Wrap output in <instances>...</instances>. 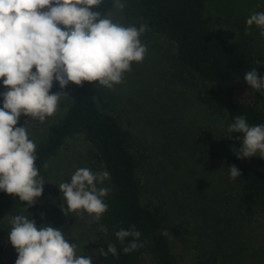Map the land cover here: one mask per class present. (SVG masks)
<instances>
[{
  "label": "rangeland",
  "instance_id": "374dc122",
  "mask_svg": "<svg viewBox=\"0 0 264 264\" xmlns=\"http://www.w3.org/2000/svg\"><path fill=\"white\" fill-rule=\"evenodd\" d=\"M206 11L215 30L234 34L237 29L231 23L246 21L253 12H264V0H206ZM107 14L125 26H140L127 21L124 12L114 7ZM251 27L256 41L264 44L260 29ZM141 41L148 49L145 59L133 62L123 82L113 89L98 86L101 94L97 103L130 133V149L139 160L142 204L161 214L176 264H196L211 254L220 260L223 257L228 264H264V214L246 220L235 210L234 199L229 201L225 196L235 192L237 178H230L212 158L211 144L224 133L225 116L207 108L196 85L199 80L175 64L174 49L162 36L146 28ZM72 85L62 90L53 85L52 92L64 94L55 119L66 110ZM249 91L244 85L236 95L240 98ZM26 120L28 117L22 115L18 126ZM25 127L36 144L47 128L34 127L30 118ZM90 153L83 134L67 138L40 171L45 180L43 193L27 209L38 224L61 227L66 238L80 243L78 254L91 238L87 231L90 217L86 213L65 215L59 184L70 181L81 167L97 172L89 162ZM17 214L27 212L21 208L6 216L3 226L7 231ZM9 258L13 262L17 258L12 246ZM146 264H153L150 257Z\"/></svg>",
  "mask_w": 264,
  "mask_h": 264
},
{
  "label": "clouds",
  "instance_id": "9594fccd",
  "mask_svg": "<svg viewBox=\"0 0 264 264\" xmlns=\"http://www.w3.org/2000/svg\"><path fill=\"white\" fill-rule=\"evenodd\" d=\"M105 0H0V192L23 202L27 214L14 215L10 220L7 241L14 248L15 264H92L88 255L78 254L82 248L65 236L61 227L38 224L27 211L43 193L44 178L36 165V142L29 135V118L44 122L53 116L62 92H52L53 85L61 90L69 83L81 86L87 82L113 89L123 82L132 63L145 59L147 46L141 41L145 25L120 23L112 14L99 8ZM127 0H111L122 12ZM246 25H255L264 35V12H253ZM264 65V61L254 62ZM244 82L254 92L264 94V74L256 68L248 71ZM28 117L22 126L21 116ZM227 132L240 134L238 159H264V123L250 125L238 115ZM234 151V149H233ZM230 178L240 177L235 166H229ZM107 171L93 172L81 167L70 181L59 184L69 213H86L90 223H98L108 210L107 187H98L109 178ZM99 230L106 233L101 225ZM142 233L132 226L115 232L125 254L142 247ZM127 241V242H126ZM101 255H119L115 244L109 243Z\"/></svg>",
  "mask_w": 264,
  "mask_h": 264
},
{
  "label": "trees",
  "instance_id": "16d2710c",
  "mask_svg": "<svg viewBox=\"0 0 264 264\" xmlns=\"http://www.w3.org/2000/svg\"><path fill=\"white\" fill-rule=\"evenodd\" d=\"M112 8L111 0H105L99 10L106 15ZM123 12L127 21L145 25L173 47L175 64L199 80L196 85L207 108L225 116L226 129L211 144L212 158L227 172L232 165L241 172L235 192L225 197L229 201L234 199L235 210L246 220L264 214V159H238L235 150L242 141L236 137L240 134L232 133L229 138L227 132L238 115L245 116L250 125L264 123V94L248 86L249 93L240 98L236 95L247 85L243 77L253 67L258 75L264 74V65L254 63L264 61V44L256 41L253 28L246 21L234 20L231 25L237 33L223 34L215 30L206 11V0H127ZM100 94L97 85L73 84L61 116L55 119L54 114L44 122L30 118L34 127L47 126L36 144V165L41 171L67 138L83 134L91 146V166L97 172L107 171L110 175L102 184L109 189L104 198L108 210L98 223H87L91 238L81 254L90 256L92 264H146L149 257L153 264H176L164 234L161 214L140 200L139 160L130 149V133L118 118L99 107ZM21 208H24L23 202L18 198L0 192V264H15L9 258L11 245L3 221ZM101 225L107 229L106 233L99 230ZM132 226L142 233V247L125 254L115 232ZM109 243L116 245L117 257L99 253L100 249L107 252ZM196 264L228 263L223 257L220 260L211 254Z\"/></svg>",
  "mask_w": 264,
  "mask_h": 264
}]
</instances>
